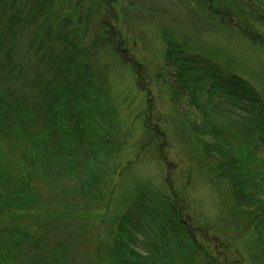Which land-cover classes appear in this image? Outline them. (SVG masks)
Returning <instances> with one entry per match:
<instances>
[{
    "label": "trees",
    "instance_id": "obj_1",
    "mask_svg": "<svg viewBox=\"0 0 264 264\" xmlns=\"http://www.w3.org/2000/svg\"><path fill=\"white\" fill-rule=\"evenodd\" d=\"M170 1L0 0V264H264V96L218 47L156 24ZM174 1L264 50V0ZM120 64L169 97L147 104L135 141L111 84ZM152 150L178 152L171 175L128 189Z\"/></svg>",
    "mask_w": 264,
    "mask_h": 264
},
{
    "label": "rangeland",
    "instance_id": "obj_2",
    "mask_svg": "<svg viewBox=\"0 0 264 264\" xmlns=\"http://www.w3.org/2000/svg\"><path fill=\"white\" fill-rule=\"evenodd\" d=\"M167 6L169 18L159 17L155 19L156 24L163 20L173 21L171 23L173 30L185 34L184 38L189 39L186 40V43L190 44L191 49L195 47L197 51L204 54H207L204 50L210 48L213 52L212 48L218 47L219 51H216L213 58L229 69L242 74L264 96V50L262 47L252 44L237 32H228L227 29L212 25L205 15L191 9L188 5L171 0ZM156 24H147L144 28H141L144 33V42L149 45L148 50L150 52L162 45L157 35ZM111 73L113 91L124 111L126 123L133 130L132 140L135 141L140 137L143 130L142 111L145 110L147 104L155 102L160 105L161 109L166 110L165 106L169 97L167 94H159V97L155 100L153 94L141 90L136 83L134 72L126 65H118L115 71ZM169 152L167 153L169 156L167 163L162 162L159 155L155 154L153 150L142 155L140 160L135 163L131 176L125 183L126 187L128 189L133 188L137 181L141 179H151L159 183L164 177L171 175L172 170L175 168V161H177L175 154L178 152ZM260 152L264 155V150H260ZM127 156L130 158L135 157L134 148L133 152L132 150L129 151ZM190 197L194 200L198 213L207 218L216 215L218 209L215 194L209 185L198 184L190 188Z\"/></svg>",
    "mask_w": 264,
    "mask_h": 264
}]
</instances>
